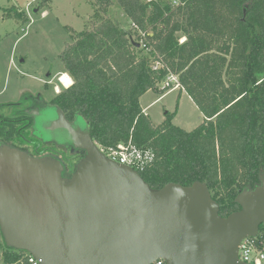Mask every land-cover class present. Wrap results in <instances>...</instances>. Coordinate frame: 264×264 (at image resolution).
Masks as SVG:
<instances>
[{
  "label": "trees",
  "instance_id": "trees-1",
  "mask_svg": "<svg viewBox=\"0 0 264 264\" xmlns=\"http://www.w3.org/2000/svg\"><path fill=\"white\" fill-rule=\"evenodd\" d=\"M89 1L91 26L60 54L73 84L55 104L81 116L102 147L152 148L153 161L139 170L151 188L203 182L220 215L240 210L235 198L264 176V0H117L129 28L110 15L116 0ZM3 15L30 22L16 6ZM169 74L204 115L193 130L176 125L175 112L154 125L141 106L146 92L171 89L161 87ZM27 253L0 228V264H30Z\"/></svg>",
  "mask_w": 264,
  "mask_h": 264
},
{
  "label": "water",
  "instance_id": "water-1",
  "mask_svg": "<svg viewBox=\"0 0 264 264\" xmlns=\"http://www.w3.org/2000/svg\"><path fill=\"white\" fill-rule=\"evenodd\" d=\"M73 134L88 154L69 179L58 161L0 150V228L9 246L40 264H249L239 246L264 224V176L235 198L240 210L222 216L206 183L153 189L90 132L85 141Z\"/></svg>",
  "mask_w": 264,
  "mask_h": 264
},
{
  "label": "rangeland",
  "instance_id": "rangeland-1",
  "mask_svg": "<svg viewBox=\"0 0 264 264\" xmlns=\"http://www.w3.org/2000/svg\"><path fill=\"white\" fill-rule=\"evenodd\" d=\"M11 6L26 11L30 22L22 24L17 19H4V8ZM92 15L93 5L89 0H0V112L15 113L17 108L8 103L30 105L38 93L42 99H50L57 94L56 85L65 88L59 80L66 72L60 54L66 43L72 41L73 34L91 26ZM110 15L126 28L130 27L117 0L110 8ZM49 73L54 77L49 78ZM154 94L147 95L146 100ZM178 94L175 90L149 109V113L157 122L165 115V105L175 107L176 124L193 130L204 121L202 112L184 98L179 107Z\"/></svg>",
  "mask_w": 264,
  "mask_h": 264
},
{
  "label": "flooded vegetation",
  "instance_id": "flooded-vegetation-1",
  "mask_svg": "<svg viewBox=\"0 0 264 264\" xmlns=\"http://www.w3.org/2000/svg\"><path fill=\"white\" fill-rule=\"evenodd\" d=\"M48 77L54 76L49 73ZM55 91L58 95L62 89L56 85ZM56 95L42 99L38 93L30 105L8 103L17 113L0 112V150L9 147L32 158L58 161L63 177L69 179L88 154L87 149L77 146L73 133L85 141L89 127L81 116L60 109L54 102ZM66 123L72 125L73 132Z\"/></svg>",
  "mask_w": 264,
  "mask_h": 264
},
{
  "label": "built area",
  "instance_id": "built-area-1",
  "mask_svg": "<svg viewBox=\"0 0 264 264\" xmlns=\"http://www.w3.org/2000/svg\"><path fill=\"white\" fill-rule=\"evenodd\" d=\"M171 1L173 5L180 4V0ZM163 82L164 87H171V89L180 86L178 76L175 74H169ZM98 146L108 158L120 164L131 166L137 171L144 169L153 161L155 156L152 148L139 147L132 141L121 142L115 147ZM27 258L30 264H40V261L30 253H27ZM239 258L249 264H264V230H260L255 237H247L242 240L239 246ZM151 264H167V262L165 259L159 258Z\"/></svg>",
  "mask_w": 264,
  "mask_h": 264
},
{
  "label": "crops",
  "instance_id": "crops-1",
  "mask_svg": "<svg viewBox=\"0 0 264 264\" xmlns=\"http://www.w3.org/2000/svg\"><path fill=\"white\" fill-rule=\"evenodd\" d=\"M185 40H186V37H182L180 39V42H184ZM175 90H178L179 91V94H178V102H179V105L178 106L179 107H180V101L184 98V99H188L189 101H191V103H193V105H195V107L199 108L197 106V104L194 102V100L190 97V95L187 93V91L182 86H179L177 88L169 89L163 95H160L157 92H155L153 90H150V91L146 92L140 98V103H141V106H142L143 110L145 111V113L150 116V118H151V120H152V122H153L154 125L161 124L166 119V114L167 113H173V112H175V115H174V118H173V122L176 124L175 120H176V116L178 114V110H177V108L175 109V107L165 105L164 106V109L166 110V112L164 113L165 115H164L163 118L159 119L160 121H157V122L153 120V118L151 117V114L149 113V109L153 108L154 105H156L157 103H160V102L164 101L165 99H167L173 92H175ZM150 93H155V94H154L153 97L148 98L146 100V96L149 95ZM202 115H203V113H202ZM203 120H204V115H203Z\"/></svg>",
  "mask_w": 264,
  "mask_h": 264
},
{
  "label": "bare ground",
  "instance_id": "bare-ground-1",
  "mask_svg": "<svg viewBox=\"0 0 264 264\" xmlns=\"http://www.w3.org/2000/svg\"><path fill=\"white\" fill-rule=\"evenodd\" d=\"M60 81L62 82V84L65 88H68L73 84V79L66 72L62 73Z\"/></svg>",
  "mask_w": 264,
  "mask_h": 264
}]
</instances>
